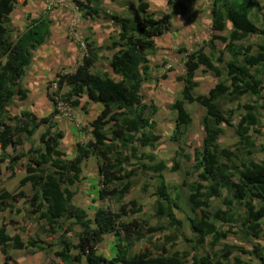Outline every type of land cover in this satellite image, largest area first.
<instances>
[{"label":"trees","instance_id":"obj_1","mask_svg":"<svg viewBox=\"0 0 264 264\" xmlns=\"http://www.w3.org/2000/svg\"><path fill=\"white\" fill-rule=\"evenodd\" d=\"M17 0H0V175L3 165L15 174L18 167L25 170L19 180V187L29 185L28 197L30 215H38L44 221V230L48 233H60L61 249L55 251L63 264L85 261L86 264H211L206 257H193L190 260L178 249L168 250L158 247L154 253L146 245L133 252L137 241L146 239L149 233L161 230L162 225H137L134 220L121 221L129 213L143 211V206L135 199L125 201L126 195L135 185L140 174H149L157 182L152 194L155 196V216L168 221L169 226L178 228L182 221L176 216L175 208L180 205L172 197V186L165 177L169 169L165 159L156 153L161 135L154 118L158 106L147 103L142 95L143 84L151 78L149 50L157 47V38L172 28V20L178 14H187L189 6L185 0H172L169 10L159 16L150 11L147 0H137V16L125 15L115 10H107L103 0H74L85 16L95 17L101 12L117 25L116 37L105 46L110 55L105 58L111 70L97 68L102 55V45L95 39L86 38V52L73 72L64 69L56 73L57 89L55 96L72 104L80 98L86 103H99L102 108L90 121L92 137L75 144V154L68 157L61 144L65 136L56 117L59 113L57 99L48 93L53 104L52 111L39 117L35 112L23 109L20 114L12 115L9 107L17 96L21 100L28 97L30 90L23 85L22 79L31 67L35 52L52 35V19L49 8L40 16L28 13L29 24L11 34L13 27L11 13ZM264 10V0H262ZM257 0H212V23L209 39L192 49L179 47L184 54L186 72L182 75L183 86L180 96L172 103L175 114V128L171 135L178 149L176 155H182L193 163L197 179L188 184L187 204L193 216L190 227L196 243L203 245L208 236L214 245L224 238L231 229L224 231L217 221L230 223L239 221L246 237H259L264 220V160L255 158L258 147L252 131L262 134L264 116V44H241L261 29L251 15ZM264 14V11H263ZM230 24L228 41L224 50H220L217 60L225 67L214 65L204 46L211 51L217 49L216 41L222 39L218 32L227 29ZM230 55L225 60L224 54ZM207 66L204 69L202 66ZM210 70L217 82L207 93H198L199 86L195 73L201 69ZM100 69V70H99ZM205 71V72H206ZM67 86L68 90L61 93ZM49 88V86H48ZM244 94L251 98L242 101ZM198 103L204 108L202 125L204 128L203 145L194 147L193 154L185 152L187 132L193 123L191 112L186 103ZM229 103L232 105L229 106ZM233 103L235 105H233ZM243 109L238 122L234 114ZM43 125L47 128L41 136V145L35 146L33 137ZM225 126L234 127L237 137L233 147L222 146L219 138L225 132ZM31 141L26 149L25 143ZM13 149V153L9 151ZM175 155V156H176ZM96 158L99 179L98 198H115L120 203L119 211L110 207H98L91 217L87 210L75 202L78 183L83 178V162ZM25 159V161H24ZM178 161L171 170H177ZM182 184H186L185 181ZM179 185H174L177 188ZM144 184L143 190H147ZM224 190L227 195H224ZM17 193L0 188V212L14 211ZM180 197V193L175 195ZM229 210L235 204L243 208L238 213L222 208H213L211 199L221 198ZM233 201H236L233 204ZM19 212V209H16ZM79 227V230L75 228ZM74 232L78 239L74 243L68 234ZM118 232L116 254L111 258L100 252L105 234ZM170 239V236H167ZM34 247L40 251L47 248L35 238L24 241L17 233L11 235L6 222L0 225V248L4 259L0 264H10L13 256L9 248L25 249ZM77 249L78 253H73ZM223 258L231 264L229 248ZM253 251L264 264V251L259 244ZM237 264L240 260L237 258Z\"/></svg>","mask_w":264,"mask_h":264},{"label":"rangeland","instance_id":"obj_2","mask_svg":"<svg viewBox=\"0 0 264 264\" xmlns=\"http://www.w3.org/2000/svg\"><path fill=\"white\" fill-rule=\"evenodd\" d=\"M150 3V11L160 15L161 13L168 11V5L172 1L166 0H147ZM186 1V0H185ZM191 1V7L193 9H199L207 7L209 0H188ZM137 0H103V4L107 10H115L125 15L137 16ZM258 7H255L252 12V19L257 23L261 29L259 34L250 36L247 40H244L241 44H252L253 50H256L257 45L264 44V14L262 8V0H257ZM206 5V6H205ZM49 8L50 16L52 19V33L54 30L53 41L59 39V50L64 52L69 44L77 46V50L84 54L86 52V38L90 37L99 42L102 45L101 50L103 57L97 63V68L105 69L108 67V60L105 58L107 54H110V50L105 48L111 41L109 37H116L117 25L107 16L105 12H101L98 16L88 17L85 16L82 11L76 6L74 0H17L14 9L11 13L12 25L11 34L16 37L18 32L23 30L30 22L27 18L28 13L33 17L40 16V14ZM189 20V21H188ZM191 21V22H190ZM188 18H177L172 24L170 31L157 38L158 45L155 49L149 50L150 56V74L151 78L148 79L142 86V95L144 101L147 103L154 102L158 106V110L154 115L157 121L158 132L161 135V139L158 143L156 153L159 158L165 159L168 163L169 169L165 171V177L168 183L172 186V197L180 205V208H175V213L178 218L181 219L182 224L178 227H171L168 221L165 219L156 218L155 216V196L152 191L157 184L156 180L150 177L149 174H140L135 178V185L131 191L126 195L125 201L132 199L137 200L142 206L143 211L139 213H129L121 217V221L129 222L134 220L137 225L143 224L144 220L149 222V225L158 226L162 225L164 228L155 232L149 233L146 239L137 241L133 252L139 251L146 245L152 247L154 253L158 254L160 251L158 247L162 245L168 250L178 249L187 255L192 260L193 257H206L211 264H218V262H225L223 254L226 252V248H229V260L231 264H237V258L240 260V264H262L261 260L253 251L254 246L259 244L264 251V220H262V231L259 237L249 235L246 237V233L241 228L239 221H232L230 223L217 221V226L227 231L231 229V232L219 240L218 243L212 245V237L208 236L206 242L203 245L196 243L195 235L190 227V217L193 216L190 207L187 204V196L189 194L188 184L197 179V174L193 169V163L187 160L182 155H176L178 149L177 144L171 140L172 132L175 128V114L171 108V103L180 96V90L183 86L182 75L186 72L184 64V54L178 52L179 47H186L192 49L194 46H200L204 44V40L209 39L211 33V27L205 20L197 21ZM190 22V23H189ZM202 28V29H201ZM229 27L226 30L218 32L222 35V39L216 41L217 49L211 51L208 46H204L206 52L209 54V59L212 64L219 65L222 68L225 67L224 63L217 60L220 50H224V46L228 41ZM52 36V35H51ZM49 41V40H48ZM41 57V56H40ZM225 60L230 59L228 53L224 54ZM82 58V57H81ZM39 59V58H38ZM74 62V61H73ZM77 63L74 62L73 70L76 68ZM76 65V66H75ZM206 69L207 66H202ZM39 68H29L27 73L22 79L23 85L26 86L30 92L25 100H21L17 96L14 99L13 104L9 107L12 115L20 114L21 110L26 109L35 112L39 117L46 116L53 109L52 101L50 100L48 93L52 82L56 79V73L62 69L68 70L66 66L60 67L56 73H52L50 69H46L42 75L37 73ZM99 69V70H100ZM198 71V78L202 80L201 90L207 91L209 82L212 81V73L210 70ZM50 72V73H49ZM43 73V72H42ZM210 77V78H208ZM68 90L65 86L61 93H65ZM197 91V90H196ZM251 97L244 94L242 101L249 100ZM62 102V106L59 107V113L56 117L59 127L64 130L65 136L62 140L61 148L67 153L68 157H72L75 154V144L79 141H86L92 137V126L90 121L97 116L99 108L93 103H86V98H80L77 104L68 103L64 99L59 97ZM188 109L192 114L193 123L190 126L186 137L182 138L183 143L187 141L185 146V152L193 154L195 145H199L202 139V133L204 128L201 122L203 109L197 103H187ZM232 104L229 103V106ZM233 105H235L233 103ZM244 110H238L234 115V122H238L240 113ZM262 134H257L252 131V135L255 138L256 145L258 147L264 146V116L262 117ZM225 132L221 139L222 146L233 147L237 141V137L234 132V127L225 126ZM47 126H41L33 137L35 146L41 145V136L44 134ZM204 135V134H203ZM31 141L25 143V148L31 147ZM202 145V143H201ZM9 151L13 153V149L9 148ZM176 155V156H175ZM257 160H264V150H258L255 153ZM176 161L179 166L177 170H171ZM25 161V159H24ZM83 178L78 183L77 194L75 195V202L83 206L91 217L98 207H110L114 211H119L120 203L115 198H109L101 200L98 198L99 191V179L97 162L95 157H91L83 162ZM25 170L21 166L17 168L15 174H11L5 165L2 168V174L0 175V188L6 187L8 190L17 193V202L14 203V211L5 210L0 212V224L6 222L8 225V231L11 235L19 233L25 242L30 238H35L38 244L47 248V251H40L34 247H27L25 249H13L9 248L10 254L13 259L10 264H63L59 257L54 253L56 250L61 249L59 245L60 233H48L44 230V221L39 218L38 215H30L28 212L29 202L28 197L31 194V188L29 185L24 188L19 187V177L24 174ZM186 184H182V183ZM148 184L147 190H143L144 184ZM174 185H179L174 188ZM180 193V197L177 198L176 193ZM227 191L224 190V195H227ZM223 196L221 198H212L213 208H222L238 213H243V208L235 204V209L230 210L222 203ZM236 201H233V204ZM19 209V212H16ZM79 230V227L75 228ZM118 232H111L105 234L104 240L100 245V252L106 257L111 258L116 254V242L118 241ZM68 238L74 243L78 242L74 232H70ZM167 236L171 238L168 239ZM73 253H78L77 249H73ZM4 255L0 248V263L3 261ZM73 264H86L85 261L80 263L74 262ZM122 264V263H120Z\"/></svg>","mask_w":264,"mask_h":264},{"label":"crops","instance_id":"obj_3","mask_svg":"<svg viewBox=\"0 0 264 264\" xmlns=\"http://www.w3.org/2000/svg\"><path fill=\"white\" fill-rule=\"evenodd\" d=\"M166 1L170 2L171 0H166ZM195 1H200V0H195ZM208 2L209 3L207 5V7H202L199 9L198 8L193 9L191 7V1L186 0L187 5L189 6V11L187 12V14H178V15L174 16L172 23L174 24V21L177 18H188V19H193V20L197 21V24H199L200 23L199 21H201L203 19L207 22V25L209 23L208 26L211 27V23H212V13H211L212 6H211V3H212V0H209ZM168 7H170V4L168 5ZM195 21H193V22H195ZM52 26H53V24H52ZM227 27H229V29H230V27H231L230 24H228ZM53 35H54V30H53L52 36L49 38V41H47L44 45H42L35 52L33 62H32L31 67H30V68L35 67V69L39 68L37 73H39V75L40 74L42 75L43 81H45L47 79L46 78L44 80V77H43V74L46 73L45 72L46 69H50L52 73H56L60 67L62 68L63 66H66L67 68H69L67 71L65 70L66 72H73L74 70L71 67L74 66L73 65L74 62L77 63L76 65H78L79 62L81 61V57L83 56V54L77 50V46L73 45V44H69L68 47H66L64 52L60 51L58 48L59 47V39H57L56 41H53L54 40ZM157 46H159L158 40H157ZM107 55H110V54H107ZM105 70H111V69L108 66L105 68ZM199 70L202 71V67ZM199 70H197L195 73V80L198 81V83H199V86L196 88V90L198 93H207L208 90L217 82V78L212 75V78H213L212 81L210 82V80H207L209 82L210 88L207 91H205L204 89L201 90L200 88L202 87V80L200 78H198V71ZM208 78H210V77H208ZM91 103H93L97 108H99V111L101 110L102 106L99 103H94V102H91ZM187 103H189V102H187ZM187 103H186V107L188 109ZM202 109H203V114H204L205 110L203 107H202ZM201 119H202V117H201ZM225 129H226V127H225ZM203 134H205V132L202 133V139L200 141L202 143V145H203V138H204ZM222 137H223V135H221V137L219 138L220 144L222 143V141H221ZM201 143L199 145H195V147H201L202 146ZM23 176H24V174L20 175L19 180ZM27 186L28 185H25L24 188ZM29 188H30V186H29Z\"/></svg>","mask_w":264,"mask_h":264},{"label":"built area","instance_id":"obj_4","mask_svg":"<svg viewBox=\"0 0 264 264\" xmlns=\"http://www.w3.org/2000/svg\"><path fill=\"white\" fill-rule=\"evenodd\" d=\"M57 81H58V78H56L53 82H52V84H51V86L49 87V91H50V94L51 95H53L56 99H57V101H58V105H59V107H61L62 106V102H61V100H59V97L58 96H55V94H54V92H55V90L57 89Z\"/></svg>","mask_w":264,"mask_h":264}]
</instances>
